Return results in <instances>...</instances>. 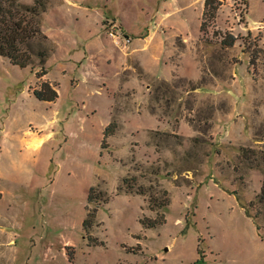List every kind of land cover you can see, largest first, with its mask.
I'll return each instance as SVG.
<instances>
[{
    "label": "rangeland",
    "instance_id": "1",
    "mask_svg": "<svg viewBox=\"0 0 264 264\" xmlns=\"http://www.w3.org/2000/svg\"><path fill=\"white\" fill-rule=\"evenodd\" d=\"M221 1L203 33L204 0H44L58 100L33 95L39 66L0 56V264H264V163L242 155L264 149V0ZM110 22L128 48L112 44ZM90 39L125 61L130 88L110 113L121 65L95 44L89 60ZM164 190L170 204L156 206ZM87 208L97 212L86 232Z\"/></svg>",
    "mask_w": 264,
    "mask_h": 264
},
{
    "label": "trees",
    "instance_id": "2",
    "mask_svg": "<svg viewBox=\"0 0 264 264\" xmlns=\"http://www.w3.org/2000/svg\"><path fill=\"white\" fill-rule=\"evenodd\" d=\"M223 5L221 0H204V9L202 13L200 31L205 33L208 28L214 25L216 22L218 12ZM47 10L44 0H34L32 5H26L18 0H0V56L7 59L12 65L19 68H32L36 66L40 67V71H37L36 77L40 80V84L37 88L33 89V95L45 102H54L59 97L57 85L52 84L50 81L43 80L42 78L48 73L47 57L53 48L48 47L49 39L43 33L40 25V19L43 13ZM221 36V45L224 47H232L235 45L238 37L229 32H219ZM249 34H251L249 32ZM37 58L38 61L35 60ZM256 56L251 53V63L254 64ZM160 88L157 90V93ZM164 94H162V97ZM157 95V100H159ZM117 129L116 121H111L103 131V139L101 147L105 148L107 144L106 139L113 135ZM243 157L251 162V164H258L259 161L264 163V149L259 151L256 148H242ZM127 179H124L126 183ZM96 191L94 186H91L87 196L88 202H92L97 197L93 196ZM132 192V191H131ZM144 194V191L139 192ZM102 195V193H101ZM164 200L157 202V199L150 198V202H157L156 206L165 207L170 204V198L168 197V191L164 190ZM101 199L103 203H108L110 198L102 195ZM259 202L264 203V180L261 185L260 193L257 196ZM86 218L83 220V228L87 232L94 225V219L96 218L97 210L90 211L88 208ZM141 225L144 228H154L158 225L165 223V217H157L145 222L140 220Z\"/></svg>",
    "mask_w": 264,
    "mask_h": 264
},
{
    "label": "crops",
    "instance_id": "3",
    "mask_svg": "<svg viewBox=\"0 0 264 264\" xmlns=\"http://www.w3.org/2000/svg\"><path fill=\"white\" fill-rule=\"evenodd\" d=\"M69 1H71V0H69ZM74 3V2H73ZM46 13V12H45ZM44 15H46V14H44ZM43 29V28H42ZM43 31H44V33L48 36V38L50 39V40H53V38H55L56 37V35L55 34H53V30L52 29H49V30H46V29H43ZM60 32V31H59ZM170 42H172V40H169ZM114 42H113V39H112V44H113ZM94 45V47H97V48H99L100 50H102V52H101V54H100V56L102 57V60H104V61H106L108 64H111L113 61H115L116 59H117V57H116V55H117V53L116 52H114V48L111 46V44L110 45H104L101 41H99V40H97V39H90V41H88V44L85 46V50H86V54H87V57H88V59L89 60H93L96 56L91 52V49H92V46ZM164 45H165V42H164ZM173 45V43H170V46L169 47H171L170 48V50H171V55H172V53H173V49H174V47L172 46ZM146 46V45H145ZM144 45H143V47H140V48H147V47H145ZM137 49H139V47H137V46H134L133 47V51L134 50H137ZM130 54H128V56H129ZM171 55L170 56H168L167 58H165V65H167L169 62L168 61H166V59H169V58H171ZM126 58H128L129 60L131 59V57H126ZM127 59V60H128ZM131 60H136V59H131ZM159 60H161V58L159 59ZM116 61H119V63H120V65H121V68H120V70L117 72V82H116V88H115V90L113 91V94H112V101L110 102V108H109V113L111 112V109H112V105H113V103H114V101H115V92L116 91H118L119 89H127V88H130L129 86H128V84H127V82H128V80H124V81H121V72L123 71V69L125 68V66H124V63H125V61H124V58H122L121 56H119V58H118V60H116ZM137 62H139V65L144 69V65L140 62V61H137ZM172 65V64H171ZM128 67L130 66V65H127ZM145 70V69H144ZM146 72V71H145ZM173 73H174V71L172 72V75H173ZM138 78V77H137ZM139 80H140V78H138ZM43 80H47V81H50L52 84H54V83H57V85H58V87H59V83L57 82V81H55V80H53V79H51L50 77H49V74L47 73L44 77H43ZM77 84H79V82L77 83ZM104 86L106 85L105 83L103 84ZM58 100V99H57ZM56 102V101H55ZM55 102H49V103H55ZM109 121V120H108ZM107 125H105V127H106ZM16 140H19L20 138H19V136H17L16 138H15ZM27 150H28V152H31V153H33V152H37L38 150H40V149H38V150H36V149H33V148H27ZM2 197H3V194H2V190L0 189V201L2 200Z\"/></svg>",
    "mask_w": 264,
    "mask_h": 264
},
{
    "label": "built area",
    "instance_id": "4",
    "mask_svg": "<svg viewBox=\"0 0 264 264\" xmlns=\"http://www.w3.org/2000/svg\"><path fill=\"white\" fill-rule=\"evenodd\" d=\"M115 28H117V26L114 23L110 22L108 27V33L113 38L114 43L118 46H121L122 49L128 48L129 44L131 43L130 37L123 35L124 38L122 39L121 37H119V35L116 34Z\"/></svg>",
    "mask_w": 264,
    "mask_h": 264
}]
</instances>
